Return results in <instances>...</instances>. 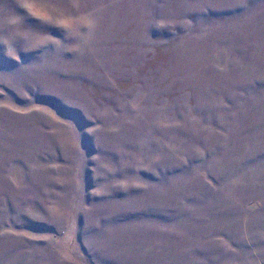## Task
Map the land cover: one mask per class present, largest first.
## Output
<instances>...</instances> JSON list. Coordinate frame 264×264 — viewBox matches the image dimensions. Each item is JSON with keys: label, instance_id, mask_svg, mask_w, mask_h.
Segmentation results:
<instances>
[{"label": "rangeland", "instance_id": "obj_1", "mask_svg": "<svg viewBox=\"0 0 264 264\" xmlns=\"http://www.w3.org/2000/svg\"><path fill=\"white\" fill-rule=\"evenodd\" d=\"M0 264H264V0H0Z\"/></svg>", "mask_w": 264, "mask_h": 264}, {"label": "snow or ice", "instance_id": "obj_2", "mask_svg": "<svg viewBox=\"0 0 264 264\" xmlns=\"http://www.w3.org/2000/svg\"><path fill=\"white\" fill-rule=\"evenodd\" d=\"M38 27H39L41 30H44L47 26H46V25H43V24H38Z\"/></svg>", "mask_w": 264, "mask_h": 264}]
</instances>
